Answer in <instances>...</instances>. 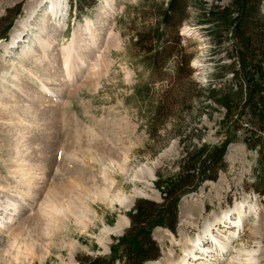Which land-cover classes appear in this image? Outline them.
Returning a JSON list of instances; mask_svg holds the SVG:
<instances>
[{
  "label": "rangeland",
  "instance_id": "rangeland-1",
  "mask_svg": "<svg viewBox=\"0 0 264 264\" xmlns=\"http://www.w3.org/2000/svg\"><path fill=\"white\" fill-rule=\"evenodd\" d=\"M39 1L0 0V37L10 42L13 28ZM68 1L62 30L50 51L59 59L62 48L77 34L87 41L88 67L67 84H62L61 70L53 68L58 79L49 86L58 97L39 95L37 113L20 117L18 111L24 107L0 104V117H14L0 119V200L15 205L0 214V220L9 221L0 229V264H80L82 258L95 256L109 260L111 249L128 235L139 203L162 202L166 192L162 181L178 177L199 150L218 147H225V154L223 168H216L217 178H207L180 197L175 231L153 228L151 235L161 255L145 264H176L207 222H215L244 201L253 213L234 246L250 250L261 244L264 251V187L259 192L254 187L259 155L244 142L248 128L233 129L238 112L229 113L222 104V94L237 90L238 81L230 73L235 39L229 23L214 14L233 11L235 0H187V6L178 2L182 0ZM170 3H176L179 12L182 8L185 18L177 37L170 34L173 43L165 44L157 33L166 31ZM109 5L113 10L105 23L101 8ZM43 11L31 17L34 28L27 40L41 31ZM88 21L94 30L99 28L98 38L85 34ZM25 45H8L13 54L0 47V75L8 64L18 63L16 57ZM96 54L104 55L99 69L90 67ZM32 65L26 70L35 69ZM56 65L60 66L59 60ZM38 69L42 79L45 74ZM23 72L14 79L11 75L6 85L17 96L13 101L26 104L12 85L17 79L23 86L28 84L29 76ZM36 87L34 91H39ZM17 141L21 142L18 153ZM17 158L22 162L16 163ZM18 164L26 172L23 179L18 177ZM77 170L83 172V181ZM63 183H70L73 191L70 196L56 195V210L47 196ZM256 221L258 229L253 231ZM216 263L229 264L230 258Z\"/></svg>",
  "mask_w": 264,
  "mask_h": 264
},
{
  "label": "trees",
  "instance_id": "trees-1",
  "mask_svg": "<svg viewBox=\"0 0 264 264\" xmlns=\"http://www.w3.org/2000/svg\"><path fill=\"white\" fill-rule=\"evenodd\" d=\"M178 2L187 6V0ZM175 4L170 3V8L166 10V15L170 12L164 20L166 31L157 33L165 44L173 43L170 34L177 35L180 21L185 18L182 8L179 12ZM263 4L264 0H235L233 11L227 9L214 14L219 20L229 23L235 39L233 42L235 60L230 64L233 68L230 73H233L238 81L237 90L222 94L224 96L222 104L229 113L235 110L238 112L233 129L236 132L247 127V131L244 129V142L250 149L258 152L257 182L256 186L254 185L255 191L258 192L261 191L260 187H264V11L261 10ZM170 26L172 30L168 29ZM169 48L168 46L164 50L166 56ZM150 64L154 66L153 62ZM235 102L236 106L233 105ZM228 117L230 118L231 114ZM245 121L246 125L242 126L240 123ZM224 149L225 147H218L211 152H206V149L199 150L178 177L161 182L163 190H166L162 202L141 201L132 216L133 225L128 235L114 246L109 260L101 256L85 257L80 260V264H114L115 260H120V264H144L158 259L161 254L157 242L151 235L153 228L162 226L175 231L180 197L195 190L200 182L207 178H217L216 168H223L224 164ZM261 193L264 194V190Z\"/></svg>",
  "mask_w": 264,
  "mask_h": 264
},
{
  "label": "bare ground",
  "instance_id": "bare-ground-1",
  "mask_svg": "<svg viewBox=\"0 0 264 264\" xmlns=\"http://www.w3.org/2000/svg\"><path fill=\"white\" fill-rule=\"evenodd\" d=\"M66 6H67V4H66L65 0H40L36 4V8L31 12V14H28L27 19H23V20L18 21L16 27L13 28V30L11 31L10 42L8 44L1 42V46L4 48L6 54H13L14 53L13 52L14 49L8 45L12 44L11 45L12 47L18 48V46H21L22 44H24V42L26 44L25 45L26 47H23L20 49V51H21L20 55L18 57H16V59H18V63L11 62L10 64H8L7 68H4L6 70H3L2 74L0 75V85L2 87V90L0 92V104H2L3 106L11 105L12 107H15L16 109H18L19 106L24 107V108L20 109L21 111H18V114H20V117H23L22 116L23 114L37 113L36 112L37 111V103H38L37 97H39V95L43 94L46 97H51L52 100L55 99V97H58V95H56V92H54V90L49 86V82L56 80V78H57L56 77V71H53V68L61 70L60 72H62V74H61L62 84L63 83L67 84L69 81L72 80L71 78H75L74 76L76 73L81 72L85 67H88V65H89V63L85 59L86 55L84 54V49L86 47L87 41L84 40L85 39L84 37L79 38L77 36V34L74 35V38L69 43V45L62 48L60 56L58 57L59 59H57L53 50L50 51L51 47L54 45V42H56L58 40L57 39L58 38L57 33L61 32V30H62V27H63L62 23H64L63 19L65 18V14H66V10H67ZM44 9H45L46 13H44L45 15L42 18L41 31L36 36L33 37V40H29V39L27 40L25 38V36L28 34V32L32 28H34L33 24H32V20L34 21V19L37 18L35 16H38L40 14V12L43 11ZM112 10H113L112 5L101 8V11L105 14V15H103V21L105 23L108 22V19L110 16L109 14L111 13ZM31 17H34V19H32ZM47 29H49V30L47 31ZM98 29L94 30L93 23H91L89 21L86 23V25L84 27L85 34L89 33L90 34L89 38H91V39H95V38H98L100 36ZM112 42H114V41H112ZM110 44L112 45V43H110ZM27 45H30V46H27ZM102 55L96 54V57H95L94 61L91 63L90 67L95 66V68L98 67V69L100 67H102L103 57H104V55L103 56ZM0 57H2V56L0 55ZM57 60H59V64H60V66L58 68H56L57 67V65H56ZM105 61L106 60H104V62ZM28 64L35 65V69H33V70L27 69L26 70V66ZM104 64L106 66V63H104ZM17 65H19V66H17ZM36 67L43 70L45 76H42V75L41 76L45 80L43 78L41 79L39 76H37L38 71H37ZM30 68H31V66H30ZM23 71H25V73L28 74V76H29L28 84L26 86H23V81L21 82L18 79L13 82L14 84L12 82L11 83H12L13 87H14V85H15V87H17L16 89H18V92H20L21 96H23V98L26 101V104L24 102H19L18 100L13 101L12 98L14 96H15L14 98H17V96L13 93V91H10L9 89H7L8 87L6 85L7 83H10V82L6 81V80H8V78L9 79L17 78L20 75V73ZM98 73H100V72L99 71L96 72L97 79L99 77ZM11 75H12V78L10 77ZM24 83H26V82H24ZM36 85L39 88V91H34V89H35L34 87ZM15 87H14V89H15ZM7 95H9V96H7ZM59 99H60V97H59ZM54 109H55L54 106H52L51 114L53 113ZM44 112L46 114H48V110H46ZM6 116L8 117V119H10V118H12L13 115L8 114ZM6 116L0 117V119H4V118L7 119ZM12 119H14V117ZM16 120H18V119H16ZM27 122H29V121H26V123ZM8 123H10V121ZM11 124L12 123H10V125ZM28 127H29V125H28ZM23 133H26V131L24 130ZM22 135H24V134H22ZM22 137H24V136H22ZM20 143H21L20 141H17V145H16V149H15L16 153H18V151H19V147H20L19 144ZM22 144H24V142H22ZM71 147H72V145L70 146V148ZM55 159L56 158H54V160ZM22 160L23 159L17 158L16 163L22 162ZM47 161H48V159H47ZM45 162H46V160H45ZM18 165L21 166L20 169L17 170V172L19 173L18 177L20 179H23L26 176V172L24 171V168L22 167L21 164H18ZM82 173L83 172L78 171L77 175H76L81 181H83V179H84V176H83L84 174H82ZM74 183H76V182H74ZM69 184L65 185L63 183L61 185H57V187L53 190V192L50 194V196L49 197L47 196V198H48L47 202H52V206H53V208H56V210L59 208L58 205L56 204L57 201H55L58 198L56 195L60 194L61 192L64 193L66 196H70L72 194L71 192L73 191V186H70ZM74 185H78V184H74ZM12 205L15 206L13 203L4 204L3 201L0 200V214L5 212L6 211L5 209L9 208ZM251 208H253V207L247 206L246 201H244V202L238 203V205L236 207H234L233 210L225 212L223 214V216L219 217L215 222H207L206 225L203 227V229L200 231V233H198V235L196 236V239L195 240L191 239L192 240V244L190 245L191 247L188 248V250L185 252V255L183 256V258H181L176 264H205L204 260L208 261L209 259L211 261H212V259H214L213 260L214 262L210 261L211 264H217L216 261L221 262V261L228 259V257L230 258L229 264H234V263L235 264L236 263H238V264H262L263 259H264V251L262 250L261 244H259L258 247L256 246L257 248L250 249V250L246 249V247H244V245H242L239 250L234 246V244L238 241V238L240 237V235L244 231L248 218L253 213ZM2 210H3V212H2ZM10 214L15 215L16 213L15 214L10 213ZM6 218H10V216H8V214H7ZM125 221H126V223H128V220H125ZM213 221H214V219H213ZM7 222H9V221L7 219L5 221L4 218L2 220H0V229L4 228L6 226ZM119 223H118V225L121 228L122 225H121V223L120 224ZM258 225L259 224H257V221L252 224V227L254 229L253 231H257L256 229H258ZM115 231H120V230H115ZM263 231H264V228H263ZM27 244H29L28 241H27ZM15 246H16V244H15ZM33 246L34 245L31 244V246H29V247L31 248ZM18 247H20V246L18 245ZM13 248H15V247L13 246ZM21 248H22V246H21ZM234 248H236L238 250V254L237 255L235 254V256L233 255ZM31 250L33 251V249H31ZM17 251L15 253V256L17 254H19V252H20V251L19 252H17ZM17 256L16 257L13 256V257L18 258ZM198 261H199V263H197ZM159 263L160 262H152L150 264H159Z\"/></svg>",
  "mask_w": 264,
  "mask_h": 264
}]
</instances>
